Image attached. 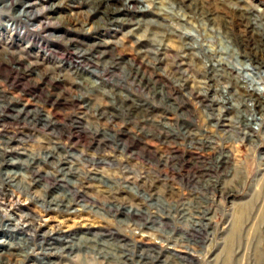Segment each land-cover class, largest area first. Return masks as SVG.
Segmentation results:
<instances>
[{"label":"rangeland","instance_id":"374dc122","mask_svg":"<svg viewBox=\"0 0 264 264\" xmlns=\"http://www.w3.org/2000/svg\"><path fill=\"white\" fill-rule=\"evenodd\" d=\"M0 257L264 264V0H0Z\"/></svg>","mask_w":264,"mask_h":264},{"label":"bare ground","instance_id":"6f19581e","mask_svg":"<svg viewBox=\"0 0 264 264\" xmlns=\"http://www.w3.org/2000/svg\"><path fill=\"white\" fill-rule=\"evenodd\" d=\"M31 5L30 4H26L23 6V9L29 8ZM2 262V257H0V263Z\"/></svg>","mask_w":264,"mask_h":264},{"label":"built area","instance_id":"2783aa9c","mask_svg":"<svg viewBox=\"0 0 264 264\" xmlns=\"http://www.w3.org/2000/svg\"><path fill=\"white\" fill-rule=\"evenodd\" d=\"M178 133H179V132L177 131V133H176V134H177V136L179 135Z\"/></svg>","mask_w":264,"mask_h":264}]
</instances>
